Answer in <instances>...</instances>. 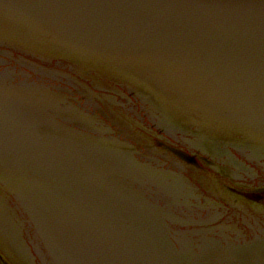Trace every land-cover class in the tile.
Instances as JSON below:
<instances>
[{
  "label": "water",
  "instance_id": "95a60500",
  "mask_svg": "<svg viewBox=\"0 0 264 264\" xmlns=\"http://www.w3.org/2000/svg\"><path fill=\"white\" fill-rule=\"evenodd\" d=\"M176 127L264 153V0H0V264H264L171 164Z\"/></svg>",
  "mask_w": 264,
  "mask_h": 264
},
{
  "label": "flooded vegetation",
  "instance_id": "af4514ba",
  "mask_svg": "<svg viewBox=\"0 0 264 264\" xmlns=\"http://www.w3.org/2000/svg\"><path fill=\"white\" fill-rule=\"evenodd\" d=\"M164 136L162 137L163 142L160 143V146L164 151H167L174 157L175 164L180 165L179 167L185 170L199 173L198 171L201 168L197 162L199 160L203 165H208L214 175L213 177L203 176L204 183H218L216 186L220 184L224 188L219 189L216 195L208 194L207 197L209 198H205L206 196L200 198L199 203L203 206L204 210L216 216V222L225 230L227 237L230 234L235 236L234 233L241 234V232L245 236L244 232L248 231L251 233V236L246 238L241 237L242 243L246 245L253 243L250 246L256 243H262L264 240V180L261 178L263 173L258 172L260 176L256 181L257 187L244 184L248 181L241 175L244 172L246 176L247 174L254 175L260 166L256 168L246 163L245 159L237 155L234 151H231L230 154L226 152L227 154L221 155L220 157L217 156V153L212 156L205 155L203 151L197 149L189 152L186 149H182L183 142L180 138L179 140H169ZM186 137L189 138V142L194 141L192 136ZM180 153L183 155H180ZM227 164L229 167L225 166ZM234 209H239L241 212L239 214L232 213ZM218 210H221L222 213ZM220 220L223 225L220 223ZM229 229L231 230L230 233L226 231ZM227 239L228 242L226 244L233 246V237Z\"/></svg>",
  "mask_w": 264,
  "mask_h": 264
}]
</instances>
